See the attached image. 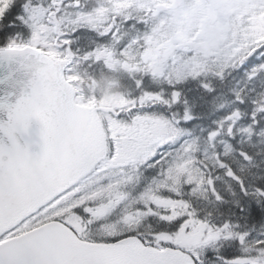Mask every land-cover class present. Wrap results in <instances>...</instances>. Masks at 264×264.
Returning a JSON list of instances; mask_svg holds the SVG:
<instances>
[{
  "label": "snow or ice",
  "instance_id": "obj_1",
  "mask_svg": "<svg viewBox=\"0 0 264 264\" xmlns=\"http://www.w3.org/2000/svg\"><path fill=\"white\" fill-rule=\"evenodd\" d=\"M0 264H264V0H0Z\"/></svg>",
  "mask_w": 264,
  "mask_h": 264
}]
</instances>
